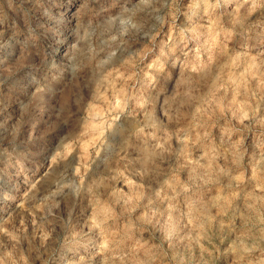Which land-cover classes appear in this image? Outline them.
Segmentation results:
<instances>
[{"label":"rangeland","instance_id":"374dc122","mask_svg":"<svg viewBox=\"0 0 264 264\" xmlns=\"http://www.w3.org/2000/svg\"><path fill=\"white\" fill-rule=\"evenodd\" d=\"M0 264H264V0H0Z\"/></svg>","mask_w":264,"mask_h":264}]
</instances>
